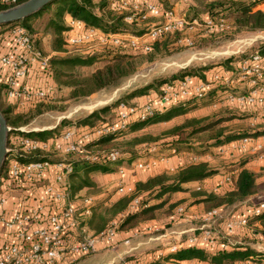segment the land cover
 Returning a JSON list of instances; mask_svg holds the SVG:
<instances>
[{"label": "built area", "instance_id": "built-area-1", "mask_svg": "<svg viewBox=\"0 0 264 264\" xmlns=\"http://www.w3.org/2000/svg\"><path fill=\"white\" fill-rule=\"evenodd\" d=\"M178 1L184 6L179 12L176 8L178 5L166 9L161 0H106L112 12L126 15L125 19L128 23L139 21L145 23V32L141 36L106 34L98 29L88 28L83 22L68 16L66 20L68 31L64 34L65 44L61 55L91 56L111 47H126L149 53L154 42L184 28H203L209 34L221 33L228 29L225 18L205 17L201 23L198 19L188 20L186 8L190 5V1ZM5 2L16 3L17 0H5ZM5 36L6 39L0 44V88L6 102L13 106L17 113H26L39 104L52 103L56 88L51 84L53 77L50 60L54 53L44 54L39 50L35 44L36 35L30 34L23 27H10ZM186 42L193 45L190 40ZM218 86L230 89L237 86L245 88L247 93L237 95L228 91L220 92L219 101L213 106L227 104L241 110L258 111V115H255V123L252 125H260L264 129V52L255 50L248 59L239 63L234 71L215 72L204 79L186 77L165 84L161 94L145 103H120L112 122H104L91 128L72 123L65 127L60 135L46 141L15 137L12 144L9 147L7 145L6 160L9 155L11 157L8 160L9 179H0V190H2L0 209L4 211L0 214V224L6 229V235L0 238V264H64L70 259L74 261L99 253L103 247L112 248L116 244L121 220L145 207L141 194L135 195V187L121 184L117 187V192L132 197L126 210L103 232L98 235L90 234L86 229L79 227V221L81 217H89L98 202L91 195L72 193L70 176L74 171L73 162L21 163L16 155H29L41 151L60 157L77 155L88 162L106 157L111 163L117 164L123 159L118 151L93 153L88 146L100 138L125 131L133 122L150 120L162 115L193 96L204 97ZM19 130L29 132L26 128ZM253 140V138H244L217 149L220 152L236 149L245 151L248 143ZM151 151H155V148ZM253 155L258 159L264 158L262 145L255 148ZM167 160L168 158L165 157L137 159L128 167L134 170H148ZM200 162L194 157L190 164ZM124 167V165L117 167V171L122 173ZM51 169L56 170V173L54 172V176L49 178L47 174ZM232 181L231 175H226L212 189V193L218 194L224 183H232ZM26 185L31 187L30 194L25 196L24 193L20 197H13L11 192L15 188L27 187ZM196 188L202 190V186ZM10 199H14L15 209L12 216L7 217L5 211ZM263 212L264 201L248 209V214L243 213L227 219L223 218L220 209L197 215L188 214L184 207H179L172 217V222H202L205 228L200 237L193 235L184 242L189 246H195L201 241L210 251H216L219 248L229 249L232 245L230 239L241 235L249 228L250 219ZM218 222H221L219 230H213V225ZM153 231L154 227L149 225L141 227L137 232L147 234ZM224 240L228 242H223ZM124 243L129 244V240ZM177 251V246L170 247L171 253ZM140 262L138 259L128 261L124 257L112 264H140Z\"/></svg>", "mask_w": 264, "mask_h": 264}, {"label": "trees", "instance_id": "trees-1", "mask_svg": "<svg viewBox=\"0 0 264 264\" xmlns=\"http://www.w3.org/2000/svg\"><path fill=\"white\" fill-rule=\"evenodd\" d=\"M25 1L27 0H17L16 3L8 4L5 2V0H0V11L9 9ZM257 3V0H210L207 2L205 14L206 17H210L212 19H227V15H229L233 19L234 25L238 31H264V11H253ZM52 6H55V11L48 18V22L46 24V33L44 34V36L50 39L51 53H54L50 60V71L52 77L55 78L56 81H58L57 83H59V88L62 86L71 88V95L73 97L89 96L102 89L116 85L122 78L127 77L135 72L139 65L138 60L141 57L140 55L137 56L121 52L109 53L108 50H110V48L103 51H107L106 53L110 54V57H113L115 61L113 63L106 64L103 68L96 70L88 77H80L76 70L79 68L92 66L95 63L98 54H94L91 56H81L78 54L61 55L64 51V34L68 31V27L66 25V19L68 16L83 22L88 28L98 29L106 34H128L130 32L127 27H131L135 24L128 23L125 19L126 15H118L112 12L109 9L106 0H55L53 3L47 5L38 13L22 21L0 26V29L2 28L0 30V44H2L7 37L5 36L7 29L13 26L23 27L30 34L36 35L32 31H30L31 25L29 24V22L34 17L42 15L45 10ZM165 8L169 9L171 7L165 6ZM145 28L143 29V33L145 32ZM35 44L36 47L41 50L37 39ZM158 46L159 45H157L156 47ZM260 51L264 52V49ZM252 53H250L248 56L239 55L228 59V63L233 67L227 69V71H234L238 64L248 59ZM231 62H235V65ZM187 72L188 73H185L186 76H184L180 80H183L186 77H197L190 71ZM199 77L201 79L205 78L204 75H201ZM150 89L151 87L148 86L143 89L136 90L129 95V98L134 99L135 97L145 94V92ZM225 91L237 95H244L247 93V90L245 88H239L237 86L232 89L226 88L224 86H218L210 90L204 97L199 98L193 96L179 103L175 107L170 108L164 114L156 116L153 119L133 122L125 131L121 133L103 137L98 139L97 141H94L88 146V149L93 153L116 150L123 157V155L139 148V144L138 147H136L135 145L125 146L124 148H122L124 149L123 152L116 147L106 145L108 143L110 144L119 140H124L134 133L147 128L148 126L161 122H169L174 118L184 117L187 114L203 107L212 106L219 101V93ZM3 96L4 95L2 94L0 88V111L6 119L8 126L11 128L7 141L8 147L12 144V141L15 137L32 138L39 141H46L56 136L51 135L54 132L53 130L36 133L33 131L22 132L19 130L20 128L28 125L31 121H23L24 115H27L29 114V112H32L36 109L37 115H41V109L45 106L44 104H39L34 109L26 113H15L14 107L10 104H7V102L3 100ZM3 104H6L7 106L4 107ZM119 104L120 103L116 105V108ZM221 108L222 107H220L219 110ZM109 109V107H104L99 111L92 112L84 120V126L89 125L88 122L95 118H97V122L89 125L90 128L104 123L98 118H102V114L107 113ZM230 111L232 113H229V116L227 118L222 117L225 116L222 114V116L218 117L216 113H214V117L188 118L181 125L169 128L166 131L165 135L168 136L167 140L160 143V141L156 139L155 143L147 145V151L152 154H150V157L168 158L171 156H175V154L180 155L184 151L191 152V144L184 142L188 141L193 136L210 131L216 132L214 133V137L211 140V149L219 148L244 138L256 139L258 137L264 136L263 128H256L255 130L251 129L250 131H245L240 128H229V131H227V127L224 126L225 123L231 122L238 118H244L246 116L243 114H237L238 111ZM183 131H187V133L183 134ZM143 140L136 139L135 143H143ZM158 142L159 144H157ZM188 146L189 148H187ZM151 148H155V151H151ZM142 151L143 148L140 149V155H143ZM10 158L11 157L9 155L8 159L5 161L7 167L4 168V170H2L1 172V180L4 178L9 179L8 160ZM16 158L21 163L46 161L50 163H57L60 161L73 162L74 171L70 176L73 194H78L84 189H94L96 187V184L92 181L93 174L107 173L110 166L113 165V163H111L106 157H101L98 161L88 162L77 155H66L60 157L55 154L44 153L41 151H36L29 155H16ZM227 168L225 167L226 172L231 175V178L233 180V190L217 195L214 193L206 194L202 190H198L197 188L195 189L199 192L197 196L201 197L196 201V203H203L204 206L207 207V209L205 208L206 212L213 209H221V207L225 208L227 205L234 207L232 210L234 211L239 206L245 203H250L253 200L259 199V202L264 201L262 200V197H264V179H262L264 176V172L257 173L247 169H242V165L234 166L229 169ZM235 171H237V173H235ZM219 172L220 170L208 166L207 163L200 162L197 164H189L186 167H179L175 173L171 174L173 176L162 174L149 178L146 182L137 183L135 187V195H139L143 192H150L153 193V198L149 200L150 202L151 200L160 201L150 204V202L144 200L143 206L145 207H143L140 211L128 215L123 220H121L118 231L128 232L132 229L138 231L140 229V225L156 219L155 212L163 205H166V203L168 202V198L164 199L167 194L176 192H188L191 189L185 188V184L191 182L201 183L204 180L218 174ZM131 200L132 197L123 196L111 205L106 204L107 201L98 202L92 209V214L89 217L80 218L79 227L81 229L84 228L87 231H91L93 235H98L99 233L103 232L113 220L119 218L124 213ZM256 222L263 223L264 226V212L257 217H252L250 219L249 225H252ZM250 232V230L246 233L243 232L244 234L239 240L236 237L231 238L230 243L232 245L229 249L219 248L216 251H210L206 245H204V247H196V245L187 246L181 248L173 255H170L168 259H175L177 261L199 260L202 262H209L210 264H239L251 261L257 262L261 260L260 258L264 259V254H258L257 251L247 246L245 241L246 239H251L253 237L255 238L257 235H260V239L264 241V229L261 231V233L256 232L257 235L255 236H253ZM223 242H228V240H224ZM262 261L263 260H261V262ZM149 264L163 263L155 261Z\"/></svg>", "mask_w": 264, "mask_h": 264}, {"label": "rangeland", "instance_id": "rangeland-1", "mask_svg": "<svg viewBox=\"0 0 264 264\" xmlns=\"http://www.w3.org/2000/svg\"><path fill=\"white\" fill-rule=\"evenodd\" d=\"M190 5L186 8L188 20L198 19L200 23L206 17L205 11L207 8V0H189ZM258 3L254 7L253 11H264V0H257ZM161 3L165 6H169L172 8L178 5L177 11L179 12L180 9L184 8L178 0H162ZM55 6H52L45 10L42 15L38 17H34L31 19L29 24L31 25L30 31L36 34V39L38 40L39 47L45 54L51 53V43L50 39L46 38L44 34L46 33V24L48 22V18L54 13ZM227 26L228 29L221 33H207L203 28H194L188 29L184 28L180 31L175 33L169 34L164 38L160 39L157 42L153 43V49L150 53H143L141 51H134L129 48H110L108 50L109 53L114 52H121V53H129L132 55L141 56L140 59L138 57V67L131 75L122 78L116 85L102 89L92 95L89 96H79L73 97L71 95V88L62 86L59 88V83L56 81L55 78L51 79V84L56 88L55 92V99L52 103L45 105L42 107L41 115H37L36 110L29 112V114L24 115L23 121L31 120L28 125L22 128H26L28 131L33 132H42V131H51L53 130V134L51 135H60L63 129L69 126L72 123L80 127H89V125L94 124L97 122V118L90 120L88 123L89 125L84 126V120L94 111H99L104 107H109V111L107 113L102 114V118L100 119L102 122H112L115 119L116 114V105L118 103H127V104H134V103H145L147 100L155 97L156 95L161 94L162 88H164L165 84H169L175 81H179L183 78L187 71H190L193 75L197 77L193 78H200L199 76L204 75L205 77L211 75L215 72H222L227 71L233 67L228 63V59L234 56H248L250 53L255 51L256 49L263 50L264 49V31H249L243 30L238 31L234 25L233 19L227 15ZM67 22V21H66ZM135 25L131 27H127L129 29V35L141 36L143 34V29L145 28L144 22H135ZM2 29V28H1ZM0 29V30H1ZM28 29V28H27ZM29 30V29H28ZM142 33V34H141ZM141 34V35H140ZM190 40L193 42V45H189L186 41ZM181 41V42H180ZM159 45L158 47H156ZM105 50V49H104ZM103 51V50H102ZM98 51L94 54H98L96 57L95 63L89 67L79 68L76 71L78 72L80 77H88L93 72L98 69L103 68L108 63H113L115 59L110 57V54H107V51ZM244 53V54H243ZM235 65V62H231ZM192 78V77H190ZM61 86V85H60ZM151 87L150 90L145 92V94L135 97L134 99H130L129 95L132 94L136 90L143 89L145 87ZM118 101V102H117ZM3 106H7L3 104ZM230 105L222 104L221 109L216 110L214 113L218 117L222 116L227 118L229 113H232L229 107ZM235 107V106H234ZM230 109V110H229ZM241 109L236 108L232 111H239ZM249 110V109H247ZM254 111V110H252ZM246 111H244L245 113ZM214 113H212L208 118L214 117ZM222 114V115H221ZM247 114V113H246ZM243 114V115H246ZM215 115V116H216ZM194 118V117H192ZM250 118L247 115L244 118H238L239 121H231L224 124L226 126V130L229 131V128L232 129H243L247 130H255L256 128H262V126H256L255 120L251 121H244ZM255 118V117H254ZM104 119V120H103ZM186 119L185 117H180L175 120L169 126H154L151 125L147 128L134 133L133 135L129 136L124 140H119L114 143H108L106 146H113L123 152L125 146L135 145L139 148L134 149L133 151L129 152L128 154L123 155V160H121L117 164H113L110 166L108 171L115 172L117 167L123 164L125 167L129 166L131 162L137 159H149L152 154L147 151L149 144L155 143V140L158 139L160 143L168 139L166 135L167 127H173L181 125ZM99 121V120H98ZM251 122V123H250ZM256 126V127H254ZM187 133V131H183V134ZM213 131L206 132L203 134H199L193 136L188 141L184 143H190L192 148L191 152H182L181 154H192L199 159H204L206 161L216 160V151L215 149H211L212 142L211 140L214 137ZM165 136V137H164ZM183 137V136H181ZM136 139H145L143 143H135ZM8 144V143H7ZM146 144V145H145ZM159 144V142L157 143ZM143 148V155L139 154L140 149ZM189 148V146L187 147ZM152 149V148H151ZM157 150V149H156ZM215 151V153H214ZM148 153V154H147ZM151 154V155H150ZM172 157V156H171ZM171 157H168L171 158ZM200 162V160H198ZM6 162L3 166V169L6 168ZM1 170V172H2ZM7 171V169H6ZM107 171V173H109ZM110 172V173H111ZM105 173H94L92 176V181L95 183V179L98 177H102ZM173 176V175H170ZM96 184V183H95ZM96 187L87 192L88 194L94 195L98 192V188ZM27 187L22 188H15L12 189L13 197H20L25 193V196L30 194L31 187L30 185H26ZM36 188H40V186H35ZM34 187V189H35ZM106 187V186H104ZM106 189V188H105ZM191 194L197 195L199 192L194 187L190 188ZM2 190H0V193ZM103 193V192H101ZM109 192H105L101 200L102 202L109 200L108 197ZM142 199L149 200L153 198V193L143 192ZM223 194L221 190L220 193L217 195ZM17 199V198H16ZM19 199V198H18ZM264 200V197H262ZM27 201V200H26ZM98 201V200H96ZM259 199L253 200L250 203L243 204L236 209L235 212L242 211V206H254ZM109 203V202H108ZM157 203V201H152L150 204ZM253 203V204H252ZM174 207V206H173ZM172 206L163 205L160 209L155 212V218L158 220H165L168 215L172 211ZM207 209V207L205 206ZM227 211H232L233 207L227 205L225 208ZM248 209L244 210V212ZM242 213V212H241ZM240 213V214H241ZM244 214H248L247 211ZM261 227H253L254 230H257L258 233H261L263 227V223H260ZM259 238V237H258ZM246 239L247 246L251 247L258 254H264V241L262 239ZM96 253V254H100ZM96 254L89 255L82 257L77 260H69L66 261L64 264H93L94 259L96 258ZM128 261H134L136 258L134 257H126ZM261 260L255 262L251 261L249 264H264V259L260 258ZM95 264V263H94ZM101 264V263H97ZM112 264V263H106Z\"/></svg>", "mask_w": 264, "mask_h": 264}, {"label": "crops", "instance_id": "crops-1", "mask_svg": "<svg viewBox=\"0 0 264 264\" xmlns=\"http://www.w3.org/2000/svg\"><path fill=\"white\" fill-rule=\"evenodd\" d=\"M3 100L6 102L4 96H3ZM220 107L221 105H217V106L212 105V106L203 107L192 113L187 114L184 117L185 118H192V117L205 118V117L210 116ZM229 107L236 109L232 105H230ZM232 108L230 109L232 110ZM252 110H239L237 114L242 115V114L247 113L246 115L250 116V118L244 121L249 120L253 122V120H255L254 118L255 115H258L257 113L258 111H255V110L252 111ZM244 111L246 112L244 113ZM14 112L17 113L15 109H14ZM178 118L180 117L174 118L169 122L158 123L154 126H169L173 122H175V120ZM233 121H239V120L235 119ZM168 128L170 127H167V129ZM258 145H262V148H264V137H258L254 139L252 142L248 143L247 149L245 151L236 149L233 151L220 152L218 151L217 148H215L216 155H217L216 160L212 159L210 162L206 161L205 158L199 159L197 157L198 160L207 163L208 166L210 167L220 170V172L204 180L201 183L191 182V183L185 184L184 187L185 188L194 187L196 189L197 186L201 185L202 191L206 194H210L212 193V189L218 185V182L221 179H223L226 175H229V173L226 172L225 167L226 168L228 167L227 169H229L234 166L242 165V169H247L253 172H257V173L264 172V158L258 159L255 157V155H253V152ZM194 157L196 156L192 154H180V155L172 156L166 162L159 163L155 167L148 169V170H142V169L134 170L127 166L123 168L122 173L117 170L115 172L105 173L102 175V177H98L97 179H95V183L98 184L97 193H95L94 195H91V194H88L87 192H90L93 189L91 190L84 189L79 192V195H91L94 198H96V200H98L97 202H102L101 200H103L102 197L105 194V192H109L108 197L110 199L106 200L107 201L106 204L111 205L112 203L118 201L120 198L123 197V195H120L116 190L119 185L124 184V185H130L132 187H136L137 183L146 182L149 178L162 175V174L171 175L175 173L179 167H186L187 165H189L190 161H192ZM54 172L56 173V170L51 169L47 174L48 177L52 178L54 176ZM233 188L234 186L232 183H224L220 187L218 193H220L221 190L223 191V193H225V192L233 190ZM194 197L195 198H193L191 194V190L188 192H176L172 194H167L164 197V199L168 198V202L166 203L165 207L174 206L172 208L171 213L168 215V217L165 220L154 219L148 223L140 225V228L143 226L152 225L154 227L153 232L147 233V234H141V233H138L135 229H132L128 232H124V231L119 232L115 246L112 248L107 247V246L103 247L102 250L100 251L101 253L96 254L94 263L95 264L114 263V262H117L121 258L132 256L140 260L141 261L140 264H149L155 261H158L163 264H210L209 262H202L199 260L177 261L175 259H168L170 255L174 254L170 252L171 246H174V245L177 246L178 250L189 246L184 241H186L189 237L193 235L200 237L202 230L205 228L202 222H195V223L185 222V221L172 222V217L175 214V211L177 210V208L179 207H184V209L186 210L188 214L202 215L206 212L205 206L203 203H196V201L200 199L201 197L197 195H194ZM246 207L250 209L252 206L249 205ZM246 207L242 206L243 209L240 212H235L236 209L235 211H227L223 207H221L220 212L223 218L227 219L231 216L240 215L241 212H242L241 214L245 213L248 210L247 209L244 212ZM14 209H15L14 199L8 200V205L5 211L6 216L7 217L12 216ZM3 212L4 211L0 209V214H3ZM220 224L221 222H218L216 225H213V230L216 229L218 231ZM253 227H261L260 222H256L252 225H249V228L245 229L244 233L250 230L251 231L250 233L253 236L257 235L256 232L258 231L254 230ZM5 232H6V229L4 228L2 224H0V238H3L6 235ZM88 233L92 234L91 231H88ZM244 233L237 236L236 238H238V240L241 239ZM255 238L260 239V235H257ZM126 240H129V244L124 243V241ZM196 247H204V244L201 241H199ZM249 263L250 262L239 263V264H249Z\"/></svg>", "mask_w": 264, "mask_h": 264}, {"label": "water", "instance_id": "water-1", "mask_svg": "<svg viewBox=\"0 0 264 264\" xmlns=\"http://www.w3.org/2000/svg\"><path fill=\"white\" fill-rule=\"evenodd\" d=\"M55 0H27L19 5L0 11V26L22 21L39 11ZM11 128L0 111V175L8 156L7 141Z\"/></svg>", "mask_w": 264, "mask_h": 264}]
</instances>
